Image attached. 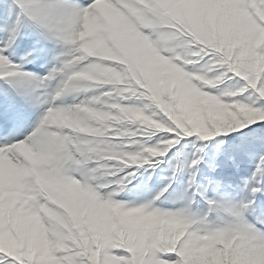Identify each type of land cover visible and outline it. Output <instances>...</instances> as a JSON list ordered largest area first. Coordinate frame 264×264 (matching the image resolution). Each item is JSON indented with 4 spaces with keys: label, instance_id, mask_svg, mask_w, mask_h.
Listing matches in <instances>:
<instances>
[{
    "label": "snow or ice",
    "instance_id": "1",
    "mask_svg": "<svg viewBox=\"0 0 264 264\" xmlns=\"http://www.w3.org/2000/svg\"><path fill=\"white\" fill-rule=\"evenodd\" d=\"M0 264H264V0H0Z\"/></svg>",
    "mask_w": 264,
    "mask_h": 264
}]
</instances>
